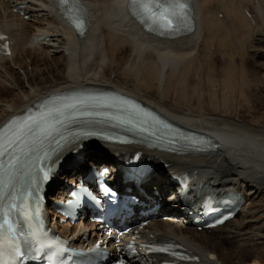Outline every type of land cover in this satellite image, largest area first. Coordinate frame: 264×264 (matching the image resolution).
<instances>
[{
  "label": "bare ground",
  "instance_id": "1",
  "mask_svg": "<svg viewBox=\"0 0 264 264\" xmlns=\"http://www.w3.org/2000/svg\"><path fill=\"white\" fill-rule=\"evenodd\" d=\"M25 1L23 15L16 16L11 8L21 1L0 0V28L13 41L11 55L0 56V125L49 93L102 86L153 108L177 131L186 128L214 139L216 150L202 156L146 152L165 167L153 171L144 185L161 198L166 212L171 205L162 196L171 190L172 175L199 173L209 176L210 183L218 180L220 190L246 192L245 206L208 232L158 218L143 236L180 240L199 257L197 264H264V197L254 203L264 193V73L255 71H264V0H194L196 28L175 41L144 33L128 11V0H83L90 22L81 37L61 21L53 0ZM258 56L261 63H247ZM213 61L214 66L209 64ZM134 150L101 144L86 152L84 160L113 166L118 180V168L107 153ZM60 179L67 182L65 176ZM237 216L246 221L235 234H221L217 244L206 235L223 231ZM52 223L75 241L79 231L96 230L81 223L59 225L56 219ZM219 245L230 247L220 251Z\"/></svg>",
  "mask_w": 264,
  "mask_h": 264
},
{
  "label": "snow or ice",
  "instance_id": "2",
  "mask_svg": "<svg viewBox=\"0 0 264 264\" xmlns=\"http://www.w3.org/2000/svg\"><path fill=\"white\" fill-rule=\"evenodd\" d=\"M57 5L65 19L80 35H83L87 10L79 0H57ZM129 8L133 16L146 25L149 32L156 35L175 38V34H183L190 27L191 0H129ZM3 39L5 38L0 36V40ZM46 103L54 107L47 115H42L41 119L22 120L19 125L11 128V135L4 134L0 130V264H20L25 255H35L38 252L37 245L43 246L45 243L46 238L39 227L31 228L28 233L23 234L24 239L21 242L19 218L23 215L25 223L31 224L34 217L24 211V201L31 202L33 193L38 192L39 182L49 180L52 175L50 167H42L48 157L44 144L57 127L64 123L60 117L100 118L127 125L131 130L147 133L157 139L161 136L160 126L163 122L149 118L146 113L141 114L134 105H130L129 101L121 103L111 98L73 95L65 98V102L58 106L54 100H48ZM53 115L54 124L48 121V117ZM12 123L15 124L16 121ZM163 128L171 131L167 125H163ZM185 139L187 138L175 136L171 142ZM194 143L195 141H188V145ZM5 149L9 150L5 151ZM196 151H205V149L196 148ZM4 156H7V161H4ZM106 174L107 169L100 173V175ZM102 190L106 193L110 192L106 186H102ZM73 195L75 196L76 193L74 192ZM210 202L211 197L205 201L204 207H208ZM29 208L31 210V203ZM156 250L166 251V248L161 247ZM180 258L184 259L183 256Z\"/></svg>",
  "mask_w": 264,
  "mask_h": 264
},
{
  "label": "rangeland",
  "instance_id": "3",
  "mask_svg": "<svg viewBox=\"0 0 264 264\" xmlns=\"http://www.w3.org/2000/svg\"><path fill=\"white\" fill-rule=\"evenodd\" d=\"M222 16L223 15L220 14V15H218V18H222ZM224 22L227 24V20H225ZM239 59H241V58H239V57L235 58V60H239ZM235 60H234V62L238 65L239 64L238 61H235ZM262 61L263 60H262L261 56H258L257 58L255 57L254 59H251V60L248 59L247 63H249V65H253L252 63H261ZM209 64L214 66V61L209 63ZM251 69H253V68H251ZM255 71H256V74H258L257 76L262 75L264 73V71L262 70L261 67L260 68H256ZM53 73H55V70L53 71ZM46 74H47V71H45V75ZM263 197H264V193H261V195L259 194V196L256 199H254V203L259 201V199L261 200ZM245 221L246 220L244 219V217L237 216V218L235 219V222L233 224L229 225V226H226L223 231H221L219 233H209V234H206V235L207 236H211L210 240L212 242H214V244H217L219 237H221L222 235H225V234H233V233L235 234L237 232V230L235 228H238L240 223L245 222ZM82 224H83V226H81V227L84 228L85 227V223H82ZM229 247L230 246H228V247H226V246L224 247V246H221V245L218 246L220 251H223V250H225L226 248H229Z\"/></svg>",
  "mask_w": 264,
  "mask_h": 264
}]
</instances>
